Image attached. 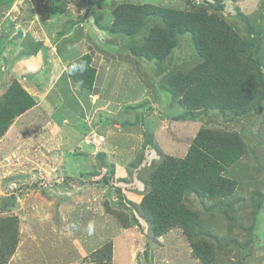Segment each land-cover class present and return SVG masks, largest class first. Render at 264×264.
I'll return each instance as SVG.
<instances>
[{
	"label": "rangeland",
	"instance_id": "obj_1",
	"mask_svg": "<svg viewBox=\"0 0 264 264\" xmlns=\"http://www.w3.org/2000/svg\"><path fill=\"white\" fill-rule=\"evenodd\" d=\"M128 2L209 6L257 37L264 76V0H0V98L4 78H17L37 101L0 137V216L15 215L20 229L6 264H204L193 239L212 246L211 264H264V96L239 114L182 104L168 76L200 60L192 36L163 60L134 55L149 26L109 30L114 7ZM88 52L95 90L67 73ZM202 128L243 139L226 171L234 187L183 199L199 222L192 238L182 226L157 235L139 211L144 180L163 155L185 157Z\"/></svg>",
	"mask_w": 264,
	"mask_h": 264
},
{
	"label": "trees",
	"instance_id": "obj_2",
	"mask_svg": "<svg viewBox=\"0 0 264 264\" xmlns=\"http://www.w3.org/2000/svg\"><path fill=\"white\" fill-rule=\"evenodd\" d=\"M111 33L133 36L149 26L143 44L134 55L165 59L179 43L180 37L193 38L200 60L188 73L168 76L170 90L182 95L181 103L191 110L221 109L236 114L260 105L264 96V76L259 61L257 37H243L223 16L209 6L176 9L149 3H119L113 9ZM90 52L70 61L67 73L81 87L95 90L98 71ZM8 79V78H7ZM6 86L0 98V137L17 117L33 108L35 97L17 80ZM245 143L235 133L202 128L187 155L177 158L163 155L152 165L144 183L148 187L139 211L157 235L182 226L193 237L199 224L182 203L189 194L201 197L228 196L234 181L226 171L244 154ZM107 209H109L107 207ZM18 218L0 216V264H6L19 239ZM194 251L204 264H211L213 249L209 243L192 240ZM146 254L148 252L146 251Z\"/></svg>",
	"mask_w": 264,
	"mask_h": 264
},
{
	"label": "built area",
	"instance_id": "obj_3",
	"mask_svg": "<svg viewBox=\"0 0 264 264\" xmlns=\"http://www.w3.org/2000/svg\"><path fill=\"white\" fill-rule=\"evenodd\" d=\"M104 136L103 135H98V136H96V138L94 139V143L96 144V145H101L102 143H103V141H104Z\"/></svg>",
	"mask_w": 264,
	"mask_h": 264
},
{
	"label": "clouds",
	"instance_id": "obj_4",
	"mask_svg": "<svg viewBox=\"0 0 264 264\" xmlns=\"http://www.w3.org/2000/svg\"><path fill=\"white\" fill-rule=\"evenodd\" d=\"M105 138V137H104ZM104 142V141H103ZM103 144V143H102ZM19 232H20V229H19Z\"/></svg>",
	"mask_w": 264,
	"mask_h": 264
},
{
	"label": "crops",
	"instance_id": "obj_5",
	"mask_svg": "<svg viewBox=\"0 0 264 264\" xmlns=\"http://www.w3.org/2000/svg\"><path fill=\"white\" fill-rule=\"evenodd\" d=\"M35 106H36V105H35ZM35 106H34V107H35ZM31 109H32V108H31Z\"/></svg>",
	"mask_w": 264,
	"mask_h": 264
}]
</instances>
